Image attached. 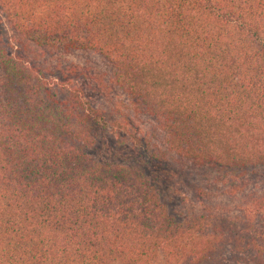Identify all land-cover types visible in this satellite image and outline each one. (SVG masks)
I'll list each match as a JSON object with an SVG mask.
<instances>
[{
    "label": "trees",
    "instance_id": "16d2710c",
    "mask_svg": "<svg viewBox=\"0 0 264 264\" xmlns=\"http://www.w3.org/2000/svg\"><path fill=\"white\" fill-rule=\"evenodd\" d=\"M61 51L109 61L199 203L91 153L106 116L39 63ZM260 169L264 0H0V264H264Z\"/></svg>",
    "mask_w": 264,
    "mask_h": 264
},
{
    "label": "rangeland",
    "instance_id": "374dc122",
    "mask_svg": "<svg viewBox=\"0 0 264 264\" xmlns=\"http://www.w3.org/2000/svg\"><path fill=\"white\" fill-rule=\"evenodd\" d=\"M39 63L50 68L49 77L78 85L93 106L106 116L107 125L99 127L97 142L91 149L95 157L134 165L148 162L147 166L141 167L145 168L165 202L174 211L187 213L193 204L200 202L202 197L196 193V185L202 179L190 170L153 156L154 151L161 147L156 133V121L139 114L133 99L115 84L114 70L104 56L94 51H61L42 56ZM117 122L122 123V127ZM129 122L134 126H130ZM132 127H135L140 137L147 139L148 147L132 144L129 135L130 131L134 133ZM159 165L161 167L155 168ZM249 174L240 177L242 181H249L248 190L263 191L264 169ZM222 188V185L216 187L215 191L219 192Z\"/></svg>",
    "mask_w": 264,
    "mask_h": 264
}]
</instances>
